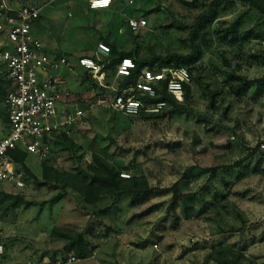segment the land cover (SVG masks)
Wrapping results in <instances>:
<instances>
[{
  "label": "rangeland",
  "instance_id": "obj_1",
  "mask_svg": "<svg viewBox=\"0 0 264 264\" xmlns=\"http://www.w3.org/2000/svg\"><path fill=\"white\" fill-rule=\"evenodd\" d=\"M47 1L10 0L16 6ZM211 2L217 14L200 39L189 100L136 117L100 102L113 98L124 77L117 68L104 70L102 85L81 58L102 64L107 42L136 49L141 58L188 53L193 24ZM121 6L91 10L87 0H58L45 7L37 33L50 54L70 60L63 73L88 124L75 132L74 147L56 145L47 159L28 153L26 164L42 181L44 163L68 176L103 154L119 169L128 167L121 172L145 175L153 196L132 203L121 195L93 207L61 183L5 184L0 191L25 201L0 208L2 264L65 262L75 253L68 240L52 235L56 227L82 232L93 249L72 264H221L215 257L225 248L244 254L241 264H264V84L260 90L256 82L264 78L262 15L240 0H135L132 11L149 25L132 33ZM7 123L0 96V135ZM176 184L183 197L173 205Z\"/></svg>",
  "mask_w": 264,
  "mask_h": 264
},
{
  "label": "built area",
  "instance_id": "obj_2",
  "mask_svg": "<svg viewBox=\"0 0 264 264\" xmlns=\"http://www.w3.org/2000/svg\"><path fill=\"white\" fill-rule=\"evenodd\" d=\"M58 0H48L44 5L16 6L10 0H0V80L8 83L3 107L8 116V132L0 139V187L8 184L17 189H26L28 181L25 170L15 159L16 150L39 155L42 159L51 156L56 141L62 137L73 138L78 129L88 124L86 110L73 99L68 80L63 71L70 68L65 56L50 54L42 37L37 33V24L45 7ZM120 0H87L92 10L112 9ZM135 0H126L121 6V16L133 31L145 30L148 19L132 11ZM107 54L109 47L101 45ZM81 65L100 81L105 78L102 64L92 58L80 59ZM137 67L132 58H124L117 66V75L128 76ZM192 84V75L186 66H145L134 83L114 89L110 100L113 110L126 116L136 117L142 113L160 112L168 103H148L156 98L164 85L169 95L179 102L185 98L186 86ZM100 100V99H99ZM264 149V143L261 144ZM122 177H130L126 172ZM5 254L3 231L0 226V264ZM80 259L71 255L65 262L72 264Z\"/></svg>",
  "mask_w": 264,
  "mask_h": 264
},
{
  "label": "trees",
  "instance_id": "obj_3",
  "mask_svg": "<svg viewBox=\"0 0 264 264\" xmlns=\"http://www.w3.org/2000/svg\"><path fill=\"white\" fill-rule=\"evenodd\" d=\"M126 0H120L116 3L117 5H122ZM249 5L255 7L259 13L262 15L264 20V0H240ZM92 10V9H91ZM133 10V9H132ZM216 3L211 2L209 4V9L202 12L193 24L192 29V40H191V50L188 53H170L166 56L164 55H153L151 57H139L138 50H121L114 44L107 42L109 45L110 52L107 54L104 61L105 66L103 70L116 69L118 64L124 58H132L137 67L132 69L130 75L125 76L120 87L126 86L128 84L134 83L141 72V69L145 66L154 67L156 64L159 66H186L194 81L193 70L195 65L198 63L200 57L203 54V44L200 39L203 36L204 28L211 24V22L216 17ZM43 17V16H42ZM41 17V18H42ZM40 18V20H41ZM39 20V21H40ZM208 22V23H207ZM132 33L133 31L129 29ZM139 32V31H138ZM141 32V31H140ZM236 33L233 32L231 43L237 41ZM175 62V63H174ZM261 85L264 84V78L256 81ZM8 83L4 80H0V96L3 100L7 93ZM245 86L239 85V89H243ZM185 92L184 102L190 99L191 96V85H187ZM159 95L156 98L148 99V103L155 104L157 102L166 101L169 104L182 105L183 102H178L173 96L169 95L165 85L158 90ZM83 106V105H82ZM168 106L164 107L162 111L166 110ZM84 107V106H83ZM6 114V113H5ZM155 115L157 113H151ZM151 114L142 113L141 116H147ZM7 115V114H6ZM8 121V116H7ZM62 144L66 147H74L73 138L62 137L56 141V145ZM253 152L255 151L252 150ZM15 159L19 162L20 166L26 172L27 181L31 179L37 183L46 185L50 182L61 183L64 188H70L76 192L87 205L96 207L100 202L106 198H117L121 195L131 196L132 203H143L151 196H153V189L151 188L149 181L145 175H130V177H122L121 170L128 169L124 167L119 169L117 166L112 164L109 159L103 154H94L93 160L87 165L86 168H78L75 173L65 176L59 170H51L47 163L43 164V180L40 181L36 174L32 172L29 166L26 164L28 154L23 151L16 150L14 152ZM178 184L173 188L174 200L173 205L176 204L181 196L178 194ZM25 198L23 196H18L12 193H7L0 191V208L16 209L21 207L24 203ZM173 207V206H171ZM52 235L58 238H64L69 241L67 249L69 252H74L75 255L81 259H86L92 256L93 249L87 243L85 235L82 232L74 230L73 228H54L52 230ZM244 254L241 252H235L228 248L218 250L215 260L221 264H241V259L245 258ZM249 264H259L255 261H250Z\"/></svg>",
  "mask_w": 264,
  "mask_h": 264
},
{
  "label": "crops",
  "instance_id": "obj_4",
  "mask_svg": "<svg viewBox=\"0 0 264 264\" xmlns=\"http://www.w3.org/2000/svg\"><path fill=\"white\" fill-rule=\"evenodd\" d=\"M7 127H8V129H9L8 123H7ZM8 129L5 131V133H4V134H1V135H0V139H1L3 136H5V135L7 134V132H8Z\"/></svg>",
  "mask_w": 264,
  "mask_h": 264
}]
</instances>
